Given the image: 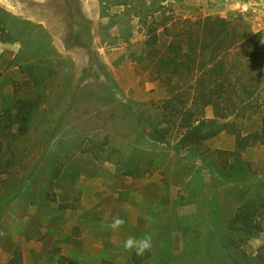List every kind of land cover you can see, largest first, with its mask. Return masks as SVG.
I'll list each match as a JSON object with an SVG mask.
<instances>
[{
	"label": "rangeland",
	"instance_id": "rangeland-1",
	"mask_svg": "<svg viewBox=\"0 0 264 264\" xmlns=\"http://www.w3.org/2000/svg\"><path fill=\"white\" fill-rule=\"evenodd\" d=\"M129 3L0 0V114L9 108L17 120L19 99L44 96L27 135L17 124L0 134V264H136L122 243L145 233L153 247L142 264H260L264 230L247 238L228 222L244 199L264 197V144L247 148L245 169L226 182L217 169L228 172L236 156L219 151H235L233 134L197 149L153 135L149 124L166 127L167 93L134 61L146 30L133 8L218 15L257 35L264 0ZM39 60L48 71L37 83ZM115 216L126 221L117 231Z\"/></svg>",
	"mask_w": 264,
	"mask_h": 264
},
{
	"label": "trees",
	"instance_id": "trees-1",
	"mask_svg": "<svg viewBox=\"0 0 264 264\" xmlns=\"http://www.w3.org/2000/svg\"><path fill=\"white\" fill-rule=\"evenodd\" d=\"M108 1L115 6L130 5L129 0ZM164 8L156 3L144 15L133 8L146 30L139 51L133 54L134 61L145 66L150 78L167 93L158 107L166 127L149 125L162 141L176 135L178 146L187 149H197L223 132L233 134L235 151L219 152L236 156V163L229 166V173L217 169L223 180L231 182V175L245 169L242 153L264 144V34L247 33L236 21L218 15L177 17L174 13L166 15ZM45 61L39 60L34 72L30 71L37 83L46 78L48 68L39 65ZM43 98L38 93L34 99H19L17 120L6 108L0 114L1 136L7 137L16 124L18 134L27 135ZM208 108H212V115L206 114ZM139 153L151 155L147 150ZM132 165L129 163L126 174H135ZM228 229L247 238L262 232L264 197L244 199L229 220ZM244 242L240 239L238 246ZM20 261L15 258L8 264ZM133 261L142 264L143 259L134 253ZM255 261L264 263V256L258 255ZM233 264L241 263L235 260Z\"/></svg>",
	"mask_w": 264,
	"mask_h": 264
},
{
	"label": "clouds",
	"instance_id": "clouds-1",
	"mask_svg": "<svg viewBox=\"0 0 264 264\" xmlns=\"http://www.w3.org/2000/svg\"><path fill=\"white\" fill-rule=\"evenodd\" d=\"M125 223L126 221L123 218L115 216L112 218L110 227L113 231H117ZM122 246L128 251L134 252L137 257H143L146 252L151 251L153 241L151 235L147 233L140 237L130 235L123 241Z\"/></svg>",
	"mask_w": 264,
	"mask_h": 264
},
{
	"label": "crops",
	"instance_id": "crops-1",
	"mask_svg": "<svg viewBox=\"0 0 264 264\" xmlns=\"http://www.w3.org/2000/svg\"><path fill=\"white\" fill-rule=\"evenodd\" d=\"M219 136H223V133H221V134H219L218 136H216V137H214V138H217V137H219ZM213 139V138H212ZM234 142V141H233Z\"/></svg>",
	"mask_w": 264,
	"mask_h": 264
}]
</instances>
